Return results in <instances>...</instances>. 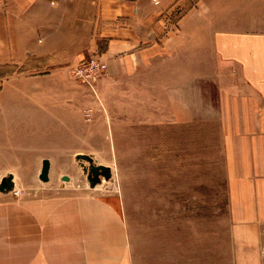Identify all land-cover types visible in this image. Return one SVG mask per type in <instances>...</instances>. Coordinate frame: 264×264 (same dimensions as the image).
I'll use <instances>...</instances> for the list:
<instances>
[{"label": "crops", "instance_id": "obj_1", "mask_svg": "<svg viewBox=\"0 0 264 264\" xmlns=\"http://www.w3.org/2000/svg\"><path fill=\"white\" fill-rule=\"evenodd\" d=\"M181 1L0 0V66L41 59L37 75L10 78L66 83L99 55L101 99L105 84L139 76L125 100L144 122L159 125L165 100L171 121H214L231 219L225 264H264V0H198L174 22ZM9 193L0 192V264H135L117 195Z\"/></svg>", "mask_w": 264, "mask_h": 264}, {"label": "rangeland", "instance_id": "obj_2", "mask_svg": "<svg viewBox=\"0 0 264 264\" xmlns=\"http://www.w3.org/2000/svg\"><path fill=\"white\" fill-rule=\"evenodd\" d=\"M191 2L182 0L174 10ZM40 67L0 79V180L14 174L20 196L117 195L135 264H225L231 219L216 123L171 121L166 100L159 125L144 122L142 110L125 100L126 88L136 92L144 82L139 76L105 84V100L96 83L94 91L76 79L74 68L63 75L66 83L56 76L10 78L37 75ZM28 100L37 106L18 105ZM79 152L110 166L111 180L91 188L75 159ZM45 158L49 181L39 178Z\"/></svg>", "mask_w": 264, "mask_h": 264}, {"label": "water", "instance_id": "obj_3", "mask_svg": "<svg viewBox=\"0 0 264 264\" xmlns=\"http://www.w3.org/2000/svg\"><path fill=\"white\" fill-rule=\"evenodd\" d=\"M76 159L80 161L81 166L83 167L85 173L87 174V179L89 181V185L91 188L96 187L98 184L103 182L104 180H111L113 172L112 168L105 164H99L95 161L92 155L86 153H78L76 154ZM88 163V165L85 164ZM50 168L51 162L49 159L45 158L42 162V169L39 174V178L42 181H49L50 179ZM63 181H69L70 177L67 175L62 176ZM15 188V176L10 173L5 175L0 180V192L8 193L11 192Z\"/></svg>", "mask_w": 264, "mask_h": 264}, {"label": "built area", "instance_id": "obj_4", "mask_svg": "<svg viewBox=\"0 0 264 264\" xmlns=\"http://www.w3.org/2000/svg\"><path fill=\"white\" fill-rule=\"evenodd\" d=\"M154 1L157 2V0ZM106 69V61L103 60L99 55H92L76 66L73 69V74L79 82L87 84L95 91V81L106 71ZM85 116L88 120H91L92 110H86ZM13 190L16 192L14 195H18L17 188L15 187Z\"/></svg>", "mask_w": 264, "mask_h": 264}, {"label": "trees", "instance_id": "obj_5", "mask_svg": "<svg viewBox=\"0 0 264 264\" xmlns=\"http://www.w3.org/2000/svg\"><path fill=\"white\" fill-rule=\"evenodd\" d=\"M198 0H193V2L189 3L188 5L185 4L183 7H179L172 13V20L174 22H177L191 7L197 2ZM41 59H30L26 63L19 65V64H4L0 66V79H3L5 77H8L10 75H13L14 73H21L26 72L30 70H34L35 67L39 68L40 65L37 63H40ZM37 62V63H36ZM35 64H37L35 66ZM42 67V66H41ZM2 88V84L0 83V90Z\"/></svg>", "mask_w": 264, "mask_h": 264}, {"label": "bare ground", "instance_id": "obj_6", "mask_svg": "<svg viewBox=\"0 0 264 264\" xmlns=\"http://www.w3.org/2000/svg\"><path fill=\"white\" fill-rule=\"evenodd\" d=\"M76 159V158H75Z\"/></svg>", "mask_w": 264, "mask_h": 264}]
</instances>
